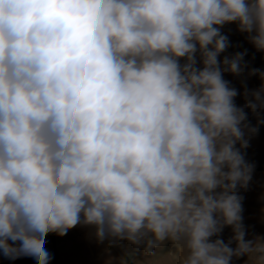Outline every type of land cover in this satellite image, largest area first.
Masks as SVG:
<instances>
[{
    "label": "clouds",
    "instance_id": "1",
    "mask_svg": "<svg viewBox=\"0 0 264 264\" xmlns=\"http://www.w3.org/2000/svg\"><path fill=\"white\" fill-rule=\"evenodd\" d=\"M228 24L264 53V0H0V255L50 264L81 226L132 246L107 264H264L239 194L264 71Z\"/></svg>",
    "mask_w": 264,
    "mask_h": 264
},
{
    "label": "rangeland",
    "instance_id": "2",
    "mask_svg": "<svg viewBox=\"0 0 264 264\" xmlns=\"http://www.w3.org/2000/svg\"><path fill=\"white\" fill-rule=\"evenodd\" d=\"M222 31L228 35L233 45L228 49L229 53L247 49L245 60L249 62V66L264 71V53L256 51L247 42L245 35L236 31L235 24L225 25ZM225 79L231 81L238 92H242L245 86L253 89L261 83L255 76L245 79L225 74ZM235 102L238 106H242L245 100L238 95ZM248 117L251 124L256 125L257 119L264 121V110L260 111L258 116L249 112ZM243 151L246 160L255 165L253 178L247 190H239V194L243 196V223L248 230L249 237L253 234L264 236V123L259 124L257 134L250 139L249 146ZM221 235L227 240L231 235L230 228L225 227ZM45 248L52 257L50 264H107L111 258H119L124 255L125 251L133 250L126 241L111 246L107 241L97 243L91 237L90 229L81 226L68 230L63 236L49 234L46 237ZM135 258L144 259L139 250L135 252ZM243 259L234 260L233 264H243ZM0 264H35V260L29 257L9 260L0 255ZM113 264H115L114 259Z\"/></svg>",
    "mask_w": 264,
    "mask_h": 264
}]
</instances>
